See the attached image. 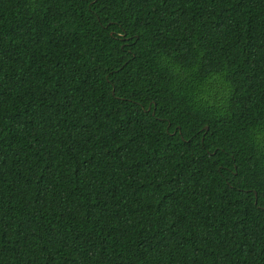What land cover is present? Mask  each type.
I'll use <instances>...</instances> for the list:
<instances>
[{
  "label": "trees",
  "instance_id": "16d2710c",
  "mask_svg": "<svg viewBox=\"0 0 264 264\" xmlns=\"http://www.w3.org/2000/svg\"><path fill=\"white\" fill-rule=\"evenodd\" d=\"M0 264H264V0H0Z\"/></svg>",
  "mask_w": 264,
  "mask_h": 264
},
{
  "label": "water",
  "instance_id": "95a60500",
  "mask_svg": "<svg viewBox=\"0 0 264 264\" xmlns=\"http://www.w3.org/2000/svg\"><path fill=\"white\" fill-rule=\"evenodd\" d=\"M209 127L208 126H206V129H208Z\"/></svg>",
  "mask_w": 264,
  "mask_h": 264
}]
</instances>
